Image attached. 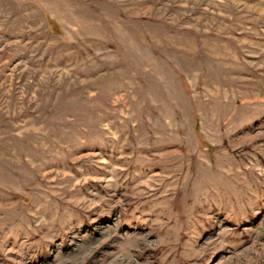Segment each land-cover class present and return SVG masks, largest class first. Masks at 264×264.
<instances>
[{"label": "rangeland", "instance_id": "obj_1", "mask_svg": "<svg viewBox=\"0 0 264 264\" xmlns=\"http://www.w3.org/2000/svg\"><path fill=\"white\" fill-rule=\"evenodd\" d=\"M0 264H264V0H0Z\"/></svg>", "mask_w": 264, "mask_h": 264}]
</instances>
